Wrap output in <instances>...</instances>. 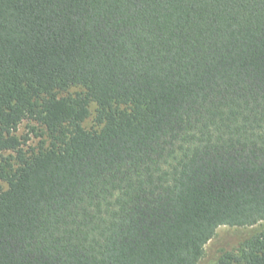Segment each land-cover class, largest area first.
I'll return each instance as SVG.
<instances>
[{
    "label": "trees",
    "instance_id": "16d2710c",
    "mask_svg": "<svg viewBox=\"0 0 264 264\" xmlns=\"http://www.w3.org/2000/svg\"><path fill=\"white\" fill-rule=\"evenodd\" d=\"M0 183V264H198L264 222V0H0Z\"/></svg>",
    "mask_w": 264,
    "mask_h": 264
},
{
    "label": "rangeland",
    "instance_id": "374dc122",
    "mask_svg": "<svg viewBox=\"0 0 264 264\" xmlns=\"http://www.w3.org/2000/svg\"><path fill=\"white\" fill-rule=\"evenodd\" d=\"M79 92H81V89H72L68 93H64L63 95H74ZM95 108V105L92 104L90 108V117L83 123L84 129L88 131L100 130V127L95 123ZM32 128H35L34 133L31 130ZM38 133H44L43 129H41L40 126L29 122H23L18 127L16 136L19 138L26 137L28 139V147H36L40 142V138H37L35 136ZM0 186L3 189L7 188L4 183H0ZM263 229L264 222L247 228H218L215 232L214 237L207 243L204 255L198 264H216L217 260L223 253L239 249L251 238L262 232Z\"/></svg>",
    "mask_w": 264,
    "mask_h": 264
}]
</instances>
